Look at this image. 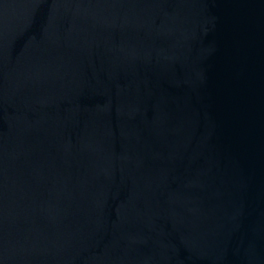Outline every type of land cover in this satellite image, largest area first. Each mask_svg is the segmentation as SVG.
<instances>
[{
    "label": "water",
    "instance_id": "water-1",
    "mask_svg": "<svg viewBox=\"0 0 264 264\" xmlns=\"http://www.w3.org/2000/svg\"><path fill=\"white\" fill-rule=\"evenodd\" d=\"M0 264H264V0H0Z\"/></svg>",
    "mask_w": 264,
    "mask_h": 264
}]
</instances>
